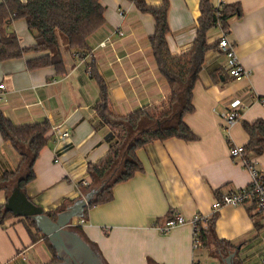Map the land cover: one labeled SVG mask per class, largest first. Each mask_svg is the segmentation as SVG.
<instances>
[{
	"label": "crops",
	"instance_id": "obj_1",
	"mask_svg": "<svg viewBox=\"0 0 264 264\" xmlns=\"http://www.w3.org/2000/svg\"><path fill=\"white\" fill-rule=\"evenodd\" d=\"M100 3L105 10L104 24L88 37L86 56L64 52L63 76L51 67L27 69L26 59L32 53L0 61L1 112L16 126L44 120L50 125L33 165L34 178L23 191L44 213L63 207L55 218L90 191L86 188L90 182L87 166L109 148L108 127L94 108L99 88L88 70L90 59L119 115L146 106H164L169 95L148 40L154 28L152 16L138 11L128 0ZM222 3L240 5V15L228 20L226 37L249 76L235 80L226 70L224 56L218 51L207 52L192 90L194 109L183 117L196 138L154 140L137 149L142 171L115 184L109 202L89 207L83 217L71 219L68 229L96 249L102 264H257L264 255L263 215L245 205H223L215 212L205 247L193 245L190 224L160 230L176 214L188 219L200 214L209 219L217 191L220 195L250 182L240 160L229 155V145L244 147L247 143L242 121L264 120L260 101L264 97V0ZM199 14V0H168L166 41L172 54L191 44ZM10 29L22 46L34 43L24 19L13 20ZM221 33L218 27L210 29L207 42H214ZM106 39L108 43L101 47L99 43ZM232 111L239 119L226 129L222 115ZM63 131L69 137L57 141L56 134ZM249 156L264 173V150L259 156ZM19 160L16 149L0 135V177L13 172ZM7 197V191L0 189V205ZM215 238L238 246L224 256ZM56 263L46 243L42 239L32 242L17 217L0 222V264Z\"/></svg>",
	"mask_w": 264,
	"mask_h": 264
},
{
	"label": "trees",
	"instance_id": "obj_2",
	"mask_svg": "<svg viewBox=\"0 0 264 264\" xmlns=\"http://www.w3.org/2000/svg\"><path fill=\"white\" fill-rule=\"evenodd\" d=\"M128 1L138 11L150 14L154 20L153 32L148 40L157 70L168 85L169 95L164 106H146L127 115H119L114 112L107 87L98 74L93 59H90L88 70L99 88L94 108L108 127L106 141L109 148L102 158L87 166L90 182L86 188L88 191H98L88 201L84 213L89 207L109 202L113 198L115 184L142 171V164L136 155L137 149L154 140L163 141L172 137L184 140L196 138L183 120L194 109L193 86L204 65L207 52L213 50L223 55L219 49L220 37L208 43V31L218 27L227 34L228 20L241 13L238 3L222 4L216 8L212 0H199L200 14L196 21L195 37L183 52L172 54L166 41L169 31L168 0H162L158 5L148 4L145 0ZM104 11L100 0H0V61L21 58L32 53L26 59L27 69L51 67L58 75L63 76L66 72L64 52H77L79 58L88 54V37L104 24ZM19 18L24 19L34 38V43L30 46H22L15 32L10 29V23ZM241 125L248 135L244 149L253 156L261 155L264 150V120L242 121ZM49 129L50 125L46 120L16 126L0 110V135L20 155L16 169L5 172L0 177V189H5L8 195L17 181L23 191L25 185L34 178L33 165L46 143ZM216 194L219 199V192ZM62 209L63 207H58L55 212L46 214L55 219V213ZM248 210H254V206H248ZM10 216L15 215L5 210L4 205H0V222L3 223ZM15 217L24 224L32 242L42 239L52 254V261H61L49 239L30 217ZM215 217L214 213L205 223L198 225L197 247L206 246V234L213 226ZM215 245L224 256L238 246L218 238H215Z\"/></svg>",
	"mask_w": 264,
	"mask_h": 264
},
{
	"label": "built area",
	"instance_id": "obj_3",
	"mask_svg": "<svg viewBox=\"0 0 264 264\" xmlns=\"http://www.w3.org/2000/svg\"><path fill=\"white\" fill-rule=\"evenodd\" d=\"M222 4V0H217L216 3H214L216 8H219ZM107 43L108 39L101 41L99 45L104 47ZM219 49L223 52L226 70L232 78L240 80L243 77L249 76V71L241 65L233 44L228 40L226 34L223 32L221 33L219 39ZM0 88H3V84H0ZM260 101L264 104V97L261 98ZM222 118L225 122V128L228 129L239 119V115L237 112L232 111L223 114ZM68 137L69 133L67 131H63L59 135L56 134L55 139L60 141V138L66 139ZM229 155L240 160L241 164L250 175V182L246 187L220 192L219 199H216L212 203L213 213H215L223 205H253L254 210L262 213L264 218V173L256 167L255 162L250 158L249 153L243 146L230 144ZM55 161H57L56 157ZM207 220L208 217L200 214H195L189 219L181 214H176L174 217L168 219L165 224L160 227V230L166 232L175 226L190 224L193 228L192 243L195 247H197V244L199 243L197 240L198 225L200 223H205ZM78 223L82 224L83 219H79ZM257 264H264V255L258 260Z\"/></svg>",
	"mask_w": 264,
	"mask_h": 264
},
{
	"label": "water",
	"instance_id": "obj_4",
	"mask_svg": "<svg viewBox=\"0 0 264 264\" xmlns=\"http://www.w3.org/2000/svg\"><path fill=\"white\" fill-rule=\"evenodd\" d=\"M97 191L90 190L52 219L41 207L28 199L17 181L4 203V209L15 216L30 217L35 222L36 227L55 248L56 256L62 260L56 264H102V258L96 249L68 229L72 218L84 216V207ZM232 256L233 253L226 259L227 263Z\"/></svg>",
	"mask_w": 264,
	"mask_h": 264
},
{
	"label": "flooded vegetation",
	"instance_id": "obj_5",
	"mask_svg": "<svg viewBox=\"0 0 264 264\" xmlns=\"http://www.w3.org/2000/svg\"><path fill=\"white\" fill-rule=\"evenodd\" d=\"M67 264V263H66Z\"/></svg>",
	"mask_w": 264,
	"mask_h": 264
}]
</instances>
